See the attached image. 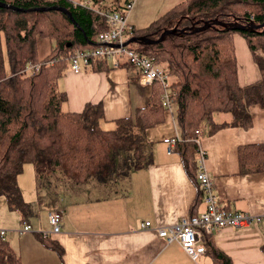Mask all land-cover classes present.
I'll return each mask as SVG.
<instances>
[{"label": "trees", "instance_id": "16d2710c", "mask_svg": "<svg viewBox=\"0 0 264 264\" xmlns=\"http://www.w3.org/2000/svg\"><path fill=\"white\" fill-rule=\"evenodd\" d=\"M0 2L8 6H0V196L27 222L33 210L17 184L26 164L35 166L39 178L40 164L46 160L52 172L60 171L62 182L90 178L108 182L147 161L145 130L169 111L162 103L163 89L157 81L151 84L149 103L128 117L115 119L111 128L100 124L104 120L100 103H87L78 112L63 109L66 94L58 88V79L71 71L69 60L76 50L97 45L98 33L109 27L105 14L121 11L118 6L104 4L105 0ZM54 6L66 9L71 18L59 9L38 10ZM263 22L264 0H183L144 28L129 24L126 44L165 65L171 77V112L181 137L175 149L194 173V180L195 130L206 126L214 131L227 125L250 128L249 108L257 105L264 109V27L230 30L221 24ZM205 24L206 28L195 30ZM173 28L176 32L156 43H127L139 36L157 39ZM235 34L245 40L259 72L256 80L244 85L238 79ZM44 38L50 40L51 49L39 58L38 42ZM29 62L40 63V68L25 71ZM106 66V60L100 59L89 64L91 70ZM217 113L228 119L217 123ZM238 157L242 172L264 171V142L240 146ZM206 239L214 264H231ZM54 248L58 250L57 245ZM0 264H23L5 236H0Z\"/></svg>", "mask_w": 264, "mask_h": 264}, {"label": "crops", "instance_id": "0c3cea01", "mask_svg": "<svg viewBox=\"0 0 264 264\" xmlns=\"http://www.w3.org/2000/svg\"><path fill=\"white\" fill-rule=\"evenodd\" d=\"M116 1L110 0L108 5L122 8L127 0L117 5ZM181 1L136 0L127 15L128 23L136 29L144 28ZM233 42L239 83L253 82L259 72L246 42L238 34L234 35ZM239 47L242 55L248 54L245 61L257 71L255 79L248 83L240 79ZM50 49V40L41 39L39 58L45 57ZM103 60L107 66L102 69L88 67L80 73L66 70L58 79L62 80L58 88L66 94L64 110L78 112L87 103H100L104 121L113 124L115 119L128 117L136 108L147 105L152 86L140 82L137 69L124 59ZM249 112L250 128L229 125L214 131L206 126L200 128V146L219 204L230 210L264 215V171L242 172L239 165L240 146L264 142V109L253 105ZM161 118L159 123L145 130L146 142L152 147L143 165L105 183L90 178L61 189L59 185L66 181L58 184L60 191L54 194L56 203L47 211H38L37 217L31 216L26 222L31 229V222L34 223L36 230L18 233L24 221L17 211L8 209L6 202L0 200V229L6 230L5 237L23 264H214L208 246L206 253L193 260L177 242L166 243L157 234V228L204 210L194 173L186 168L175 145L168 151L170 139L181 138L176 119L169 112ZM29 175L34 186L36 168H31ZM20 189L22 192V186ZM32 190L39 198L36 184ZM48 191L56 192L50 187ZM28 203L32 207L34 200ZM55 209L62 211L61 227L59 233L50 234L49 224L43 221H47V213ZM146 221L149 226L142 228L141 223ZM40 233L46 234L41 236ZM206 238L231 264H264L263 225L222 227Z\"/></svg>", "mask_w": 264, "mask_h": 264}, {"label": "built area", "instance_id": "2783aa9c", "mask_svg": "<svg viewBox=\"0 0 264 264\" xmlns=\"http://www.w3.org/2000/svg\"><path fill=\"white\" fill-rule=\"evenodd\" d=\"M135 1L127 0L121 11L105 14L109 27L98 33L96 37L97 45L95 47L78 49L74 52L69 60V69L73 73H80L84 68L89 67L91 60L111 58L117 61L124 59L125 63L137 69L140 82L151 85L157 81L161 84L163 89L161 96L162 103L172 113V100L169 91L170 81L166 70L148 56L126 44L127 33L130 31L127 15ZM39 68L40 63L29 62L28 67H25V71H36ZM200 134L201 129L195 130V137L193 139L197 144L195 180L202 195L204 210L201 213L185 215L176 223L157 228V234L160 238L166 243L177 242L193 260L207 252L205 238L212 235L217 229L222 227L244 228L249 225H254L255 227L263 225L264 227V215L230 210L219 204L218 198L213 191V179L204 165L205 153L200 146ZM177 141H179L178 137L170 139L168 151H171ZM61 220L62 211L50 210L48 212L50 234L59 233ZM149 224L147 221L142 222L141 227H148ZM29 231H32L30 225L23 222L18 233ZM5 235L6 230L0 229V236Z\"/></svg>", "mask_w": 264, "mask_h": 264}, {"label": "rangeland", "instance_id": "374dc122", "mask_svg": "<svg viewBox=\"0 0 264 264\" xmlns=\"http://www.w3.org/2000/svg\"><path fill=\"white\" fill-rule=\"evenodd\" d=\"M109 1L110 0H105L104 4H108ZM116 2H117L116 5L118 3L121 4L123 2V0H117ZM131 45L134 46L133 44H131ZM238 49H239V56L241 59V66H240L241 77H240V79H241L242 83H248V82L255 79V75H256L257 71H255V69L252 67V65L250 63H247L245 61V59L248 55V54H246L247 52L243 53V55H242L241 48L239 47ZM5 64H6V70L8 71V63H7L6 55H5ZM159 65L165 69V65H163V64H159ZM166 72L168 74L167 70H166ZM168 76H169V74H168ZM169 81L171 82L170 76H169ZM61 83H62V80L58 81L59 85H57V86L58 87L60 86V88H61ZM223 115H225V114H222V113L215 114L214 120L217 122H220L226 118L228 119L227 115H225L226 118H224L225 116L223 117ZM100 124L104 128H111L113 125L111 123H107L104 120H101ZM151 147H152L151 143H150V146L147 145V149H146L147 153L150 151ZM31 168L35 169V166L31 163H28L23 167L22 173H20V175L18 176L19 178H17V184H18V186L21 184V186L23 188V191L21 193L24 196V200H25V198L27 200H29L28 202H31V200H34V203L32 204V208L34 210V213L32 211V214H33L32 216L37 217L38 211H40V210L41 211H47L48 208H51L53 206V204L56 203L55 198H54V194H57L60 191V189L62 188V186H67L68 184H73V183L66 181L64 184H60V183H63L61 180L58 179V176L60 175V171L57 169H54L55 172H52L50 170L51 166L48 165L46 160H42V164H40V169H41L40 173H42V175L40 176V178L36 176V179L34 176V179H35L34 186H35V184L37 186V192L39 195V198H38V196L35 195L36 193L34 194V192L32 190L34 186H32L31 176L29 175V171ZM58 184H60L59 185L60 189L57 188ZM21 186H19V188H21ZM49 187L51 189L55 190L56 192L48 191ZM39 199H40V201L38 202ZM0 200L3 201L4 203L6 202L3 196H0ZM55 210H57V209H55ZM46 217H47V221L46 220L43 221V223H45V225L49 224L48 223V213H47ZM31 225L33 228L32 230H36L34 223L31 222Z\"/></svg>", "mask_w": 264, "mask_h": 264}, {"label": "water", "instance_id": "95a60500", "mask_svg": "<svg viewBox=\"0 0 264 264\" xmlns=\"http://www.w3.org/2000/svg\"><path fill=\"white\" fill-rule=\"evenodd\" d=\"M0 6H5V7H8L6 4H3L0 2ZM50 9H59V10H62L64 11L65 13L68 14V16L71 18L70 16V13L64 9V8H61V7H44V8H39L38 10H50ZM223 26H226L227 29H230V30H252V29H258V28H262L264 27V22L263 23H260L258 25H250V26H247V25H241V24H238V23H230L229 25H225V24H221ZM206 24L203 25L202 27H198L197 29L195 30H202L204 28H206ZM176 32V29L173 28V29H167V30H164L157 39H149V38H146V37H143V36H139V37H134V38H131L129 41H127V43L129 42H140V43H145V44H151V43H156V42H159L161 40H163L165 38V36L167 34H171V33H174Z\"/></svg>", "mask_w": 264, "mask_h": 264}]
</instances>
